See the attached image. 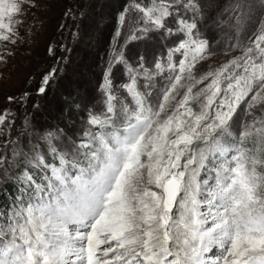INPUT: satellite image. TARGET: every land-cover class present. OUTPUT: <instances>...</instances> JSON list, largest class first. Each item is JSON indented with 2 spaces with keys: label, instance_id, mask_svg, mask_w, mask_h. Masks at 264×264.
Instances as JSON below:
<instances>
[{
  "label": "snow or ice",
  "instance_id": "obj_1",
  "mask_svg": "<svg viewBox=\"0 0 264 264\" xmlns=\"http://www.w3.org/2000/svg\"><path fill=\"white\" fill-rule=\"evenodd\" d=\"M35 6L0 0V45L17 42ZM227 11L234 31L213 47L199 0L123 9L115 37L125 43L81 137L57 146L48 132L46 151L6 141L11 158L0 152V193L16 188L0 205V264H264V0ZM153 37L166 51L129 62L126 44ZM218 51L229 58L207 63ZM117 65L127 80L114 85ZM10 115L0 113V135Z\"/></svg>",
  "mask_w": 264,
  "mask_h": 264
},
{
  "label": "rangeland",
  "instance_id": "obj_2",
  "mask_svg": "<svg viewBox=\"0 0 264 264\" xmlns=\"http://www.w3.org/2000/svg\"><path fill=\"white\" fill-rule=\"evenodd\" d=\"M132 0H35V7H27L20 17L19 39L15 44L0 45V113L10 111L9 129L6 122L4 134L0 135V152L11 158L14 145L6 141H18L28 151L34 143L47 150L48 143L41 139L48 132L58 134L57 146L81 137L87 127L89 111L102 110L104 95V72L114 48L125 43L124 36L117 38L118 17ZM147 2V0H142ZM204 20L200 23L203 32L212 39L213 47L226 33L234 31V15L227 8L234 0H199ZM67 13V15H66ZM259 19V16H256ZM249 29L255 27L250 24ZM127 33V26L124 29ZM168 42L159 37L137 40L126 44L124 51L129 62L143 55L150 62L159 57L168 47ZM52 53H49V49ZM238 54V53H235ZM229 57L218 51L207 63L219 65ZM207 63L197 67L207 70ZM52 69L56 74L41 94L38 88L43 76ZM122 65L113 69V83L126 82ZM81 90L80 105L72 106L60 99L70 86ZM27 94V95H25ZM75 97V95H72ZM9 97H13L10 101ZM54 121H53V120ZM62 126L52 129L47 125ZM53 125V126H54ZM47 126V127H46ZM72 135V136H70ZM51 157L49 156V159ZM16 188L8 186L0 193V205H9ZM5 211L8 209L5 208ZM0 222H6L0 220Z\"/></svg>",
  "mask_w": 264,
  "mask_h": 264
},
{
  "label": "trees",
  "instance_id": "obj_3",
  "mask_svg": "<svg viewBox=\"0 0 264 264\" xmlns=\"http://www.w3.org/2000/svg\"><path fill=\"white\" fill-rule=\"evenodd\" d=\"M66 91H68V93L71 92L72 95H75V97H73L72 95H65L62 91L61 92L59 91L58 94H57V96L60 99H63V101H65L67 104L70 103L72 106H78V105H80L79 99L81 98V96H80L81 90L78 87L71 85L68 90L66 89ZM52 124L54 125L55 123L53 122ZM53 125H47V126H49L50 129H52L54 127L55 128L58 127V125H56V126L55 125L53 126ZM61 127L62 126H59L58 128H60L62 130ZM70 136H72V135H70ZM8 187L10 189L14 188V187H12L11 184H9Z\"/></svg>",
  "mask_w": 264,
  "mask_h": 264
}]
</instances>
